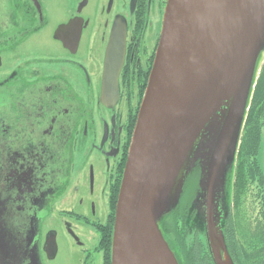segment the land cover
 <instances>
[{"label": "flooded vegetation", "instance_id": "1", "mask_svg": "<svg viewBox=\"0 0 264 264\" xmlns=\"http://www.w3.org/2000/svg\"><path fill=\"white\" fill-rule=\"evenodd\" d=\"M167 3L0 0V209L18 236L3 263L52 261L54 241L56 259L58 234L42 227L54 220L78 249L79 264H94L103 251ZM105 69L117 70L107 86L118 89L116 102L101 97ZM189 175L192 189L196 169ZM224 225L225 249L207 246L214 264L225 253L233 257L237 237ZM85 228L94 235L87 239ZM89 239L96 241L91 250Z\"/></svg>", "mask_w": 264, "mask_h": 264}, {"label": "water", "instance_id": "2", "mask_svg": "<svg viewBox=\"0 0 264 264\" xmlns=\"http://www.w3.org/2000/svg\"><path fill=\"white\" fill-rule=\"evenodd\" d=\"M193 1L204 7V11L210 10L201 5V0H168L165 8L160 43L140 105L116 201L111 264H136L137 244L149 264H177L167 245L169 252L162 250L157 222L179 203L182 188L177 203L167 207L187 142L196 125L211 115L218 102L224 104L227 101L218 152L212 164L215 172V165L225 152L250 89L255 58L262 46L264 48V0H220L223 10L217 7L210 11H216L218 18L222 16L223 20L218 33L208 38L209 43L203 41L206 33L203 29L205 20L202 25L200 18V9H203L193 10ZM188 15L199 18L200 22L190 27ZM200 62L202 64L198 65ZM109 66L120 67L116 63ZM110 72L112 74L105 69L101 97L103 101L107 98L116 102L118 89L109 90L107 86L115 82L117 70L110 69ZM167 177V192L160 209ZM147 215L152 220L157 248L151 245L148 226H144ZM3 216L4 211L0 209V227L5 224ZM48 247V257L54 258L57 253L55 241ZM4 250L0 241V256H5Z\"/></svg>", "mask_w": 264, "mask_h": 264}, {"label": "rangeland", "instance_id": "3", "mask_svg": "<svg viewBox=\"0 0 264 264\" xmlns=\"http://www.w3.org/2000/svg\"><path fill=\"white\" fill-rule=\"evenodd\" d=\"M201 5H205L208 9L214 10L217 7L218 10H223V3L220 0H201ZM191 15V14H190ZM188 25L192 27L194 24L200 22L199 18H191L189 15ZM191 29V28H190ZM254 66L252 68L251 76V86L247 92L244 104L239 111V115L235 120L234 128L231 132V138L226 144L225 152L221 156L222 158L215 165V172L212 171V164L214 162L215 154L218 152L217 147L219 143V133H221L225 112L224 108L227 106V101H224V104L218 102V107L213 110L211 115L203 120L200 124L196 125V128L193 130L190 139L187 142L186 149L184 150L182 156V162L179 167L178 172L174 177V185L170 198L167 203V207H173L177 202V199L180 195V190L182 188V194L184 195V202L188 199L189 207H187V214L184 217L177 216L176 209L181 203V196L179 198L178 207L175 209H170L160 221L157 222L159 238L161 241L162 250L164 253L166 250L171 252L175 257V253L178 251V243L176 241V233H184L185 239L191 240L194 238V235H200L202 240H200L207 247L213 245L219 248L220 243H223V249H225V243L223 242V233L220 231L221 227H225L224 224L229 225L228 218L234 220L235 223V236L236 240H239V235L242 232L246 234V225H248L249 230H252L254 233L260 232L254 229H251L253 226L256 228L260 223L257 221L260 218L261 205L262 203L257 198L258 188L251 187L248 195H243L240 199V204L238 210L235 209L234 205V195H236L235 189L232 188L234 183V176L239 168H237V152L239 149V144L241 139L244 136L243 131L245 127V121L247 118V112L249 109L250 101L253 97L254 87L259 78L263 68H264V48L260 50L259 54L256 56ZM145 91L143 93V96ZM144 98V97H143ZM215 101V100H214ZM213 101V102H214ZM213 102L211 104H213ZM223 105V106H221ZM260 138V148L258 151V161L261 166L262 173L264 176V126L261 130ZM217 151V152H216ZM179 158V157H178ZM177 164V160L174 165ZM196 169L197 177H195V182H193L192 189L189 187V173ZM212 171V173H211ZM214 173V174H213ZM189 175V176H188ZM188 176V177H187ZM169 182V177L166 179V184L162 188L161 204L160 209L163 207L164 199L166 196V188ZM183 186V187H182ZM208 189V191H207ZM200 190V191H199ZM116 208V207H115ZM30 210H35L31 208ZM58 208L55 207L52 212L54 215H57ZM74 210H78V206L74 205ZM80 211V210H78ZM115 212V210H114ZM34 213V212H33ZM172 217L174 220L172 221ZM263 219V218H262ZM73 223V221H70ZM56 223L54 222H45L43 224V232H47L48 229H53L58 234V254L56 259L48 261L45 264H79L80 253L78 249L72 248L71 239L66 235L65 229L63 228L62 221ZM75 224V223H73ZM35 226L33 225V228ZM79 227H82L79 224ZM176 227V228H175ZM174 228V229H173ZM27 233L29 234L33 229L28 228ZM259 229V228H258ZM176 230V231H174ZM93 231V230H92ZM86 235V238H89V235H94V231L91 232V229L85 228L83 231ZM81 234L82 233H78ZM161 234V237H160ZM84 236V235H83ZM222 236V241L220 242ZM85 237V236H84ZM18 236L8 224H3L0 227V241L5 248V256L9 252H16V242ZM90 240V239H89ZM240 241V240H239ZM210 243V244H209ZM87 248L89 250L93 249L96 245V241L92 242L86 241ZM168 249H167V247ZM173 248V250H172ZM208 248V247H207ZM28 251L31 252V244L27 247ZM211 249V247H210ZM253 253L254 248L246 247L248 250ZM8 250V251H7ZM168 251V252H169ZM253 251V252H252ZM255 253V252H254ZM104 251H101L100 254L94 255V264H104L103 258ZM3 254L0 256V264L5 257ZM220 264H233V257L231 258L228 254H223V261L221 256L217 257ZM173 259V257H172ZM176 259V258H175ZM232 260V261H231ZM174 261V259H173ZM177 261V260H176ZM235 264V263H234Z\"/></svg>", "mask_w": 264, "mask_h": 264}, {"label": "trees", "instance_id": "4", "mask_svg": "<svg viewBox=\"0 0 264 264\" xmlns=\"http://www.w3.org/2000/svg\"><path fill=\"white\" fill-rule=\"evenodd\" d=\"M253 97L249 105L247 118L245 121V127L239 144V149L237 152V168H239L234 176V183L232 188L235 189L236 195H234V205L235 209L238 210L240 199L243 195L249 193L251 187L258 188L257 198L262 203L260 218L257 220L260 224L254 228L256 232L249 230L248 225H246V234L242 232L239 235V240L233 239L231 244V253L233 255L236 264H264V176L262 173L261 166L258 161V151L260 148V138L261 130L264 126V68L257 79L254 87ZM184 195L181 196V203L175 207L176 215L179 217H184L187 212V207H189V201L184 202ZM118 197V196H117ZM116 200L113 204V212L116 207ZM112 222L114 220V213L112 214ZM263 218V219H262ZM174 218L172 217V221ZM229 225H227L228 231L233 232L235 228L234 220L228 218ZM176 228V227H175ZM259 228V229H258ZM174 229V228H173ZM176 231V230H174ZM176 241L178 243V253L173 250L177 264H214L213 255L210 253L209 249L200 240L198 235H194L191 240L185 239L184 233H176ZM112 230L111 228L103 232V238L101 240V246L103 248L104 254V264H111V241H112ZM248 248H254L255 253H251ZM101 248V249H102Z\"/></svg>", "mask_w": 264, "mask_h": 264}, {"label": "bare ground", "instance_id": "5", "mask_svg": "<svg viewBox=\"0 0 264 264\" xmlns=\"http://www.w3.org/2000/svg\"><path fill=\"white\" fill-rule=\"evenodd\" d=\"M192 8H194L193 10H199L198 7L202 8L203 10L200 9V12H201V22H202V25L204 24V20H205V25L203 26V29H205L206 33L203 37V41H205L206 43H209V39L210 37H213V35L216 33H218L219 31V27L222 23V20H223V17L220 16L221 18H218V14L215 13L216 11L214 12H211L210 10L209 11H204V7H201L198 5V3L196 2H192L191 4ZM194 15H197L195 13V11H192ZM204 19V20H203ZM211 40V39H210ZM202 64V62H200L198 65ZM230 79V77H228V79L226 80L228 82V80ZM227 84V83H226ZM151 217L149 215H147L146 219H145V222H144V226L145 228H147V233L148 235L151 236V240H152V243L151 245H153V247L157 248L156 244H157V240H155V237H154V233L155 231L153 230V224H152V220L150 219ZM156 236V234H155ZM136 264H149V261L147 259V257L145 256L144 254V251L143 249L141 248L140 245H136ZM158 253L162 256V258H165L162 253L160 251H158ZM170 264V263H169Z\"/></svg>", "mask_w": 264, "mask_h": 264}]
</instances>
